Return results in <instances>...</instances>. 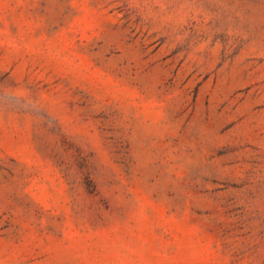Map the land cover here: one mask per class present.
<instances>
[{"label":"rangeland","instance_id":"1","mask_svg":"<svg viewBox=\"0 0 264 264\" xmlns=\"http://www.w3.org/2000/svg\"><path fill=\"white\" fill-rule=\"evenodd\" d=\"M0 264H264V0H0Z\"/></svg>","mask_w":264,"mask_h":264}]
</instances>
